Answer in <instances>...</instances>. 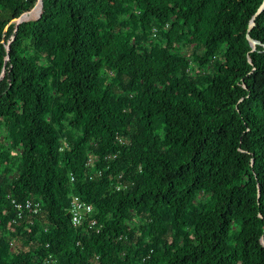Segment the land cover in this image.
<instances>
[{
	"label": "trees",
	"instance_id": "1",
	"mask_svg": "<svg viewBox=\"0 0 264 264\" xmlns=\"http://www.w3.org/2000/svg\"><path fill=\"white\" fill-rule=\"evenodd\" d=\"M262 1L0 0V264H264Z\"/></svg>",
	"mask_w": 264,
	"mask_h": 264
},
{
	"label": "built area",
	"instance_id": "2",
	"mask_svg": "<svg viewBox=\"0 0 264 264\" xmlns=\"http://www.w3.org/2000/svg\"><path fill=\"white\" fill-rule=\"evenodd\" d=\"M37 203L34 205L30 201H25L22 205L21 203L17 204L18 208L24 206V208L29 209L30 211H36ZM69 213L71 216V223L74 227H78L84 223L86 217L92 211L91 205L82 201L79 196L71 195ZM94 221H91L90 225H93ZM46 264H51L50 260L46 261Z\"/></svg>",
	"mask_w": 264,
	"mask_h": 264
},
{
	"label": "water",
	"instance_id": "3",
	"mask_svg": "<svg viewBox=\"0 0 264 264\" xmlns=\"http://www.w3.org/2000/svg\"><path fill=\"white\" fill-rule=\"evenodd\" d=\"M43 1L44 0H37L36 4L30 8V9H33V8H37L39 9V14L37 15V17L35 18H32V19H37L39 16H40V10L43 6ZM264 8V0L262 1L261 5L257 8V10L255 11V13L253 14L250 22L248 23V27H247V31H246V38L247 40L249 41L250 45H251V50H254L255 49V46L257 43H259L258 41L254 40L253 38L250 37L249 35V31L250 29L252 28V26L254 25V19L255 17L259 14V12ZM30 9H27L25 11H23L16 19H15V29H14V32L13 34L11 35L10 39L6 42V56H5V60H7L9 58V55H8V51L10 49V43L11 41L14 39V36H15V33L17 31V28H18V25L22 22V21H26V20H31V19H25L23 18V14L24 12L30 10ZM1 76H3V72L1 73ZM259 216H261L259 214ZM261 243L262 245L264 246V238L263 236L261 237Z\"/></svg>",
	"mask_w": 264,
	"mask_h": 264
},
{
	"label": "bare ground",
	"instance_id": "4",
	"mask_svg": "<svg viewBox=\"0 0 264 264\" xmlns=\"http://www.w3.org/2000/svg\"><path fill=\"white\" fill-rule=\"evenodd\" d=\"M38 14H39V9L37 10V14L33 18L37 17Z\"/></svg>",
	"mask_w": 264,
	"mask_h": 264
}]
</instances>
